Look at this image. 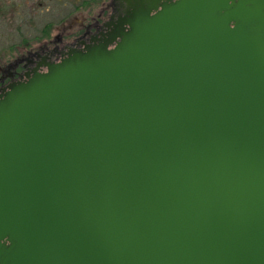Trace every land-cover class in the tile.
<instances>
[{"label": "water", "instance_id": "obj_1", "mask_svg": "<svg viewBox=\"0 0 264 264\" xmlns=\"http://www.w3.org/2000/svg\"><path fill=\"white\" fill-rule=\"evenodd\" d=\"M114 10L0 93V264H264V0Z\"/></svg>", "mask_w": 264, "mask_h": 264}, {"label": "rangeland", "instance_id": "obj_2", "mask_svg": "<svg viewBox=\"0 0 264 264\" xmlns=\"http://www.w3.org/2000/svg\"><path fill=\"white\" fill-rule=\"evenodd\" d=\"M112 0H0V66H6L28 50L62 32L77 31ZM49 25V35L45 26Z\"/></svg>", "mask_w": 264, "mask_h": 264}, {"label": "flooded vegetation", "instance_id": "obj_3", "mask_svg": "<svg viewBox=\"0 0 264 264\" xmlns=\"http://www.w3.org/2000/svg\"><path fill=\"white\" fill-rule=\"evenodd\" d=\"M114 4L115 0H112L111 5H108L111 6L110 12L104 9L102 13L94 17L89 24L84 25L80 30L69 31L67 29L65 33L62 32L54 39L50 38L36 50H28L6 66H0V93L11 83L25 79L26 73L38 67L43 59L58 61L71 48H82L84 44L101 37L108 30L106 23L111 21L115 13Z\"/></svg>", "mask_w": 264, "mask_h": 264}, {"label": "trees", "instance_id": "obj_4", "mask_svg": "<svg viewBox=\"0 0 264 264\" xmlns=\"http://www.w3.org/2000/svg\"><path fill=\"white\" fill-rule=\"evenodd\" d=\"M44 30H45V33L47 35H49V31H48L49 30V25L48 24L45 26Z\"/></svg>", "mask_w": 264, "mask_h": 264}]
</instances>
